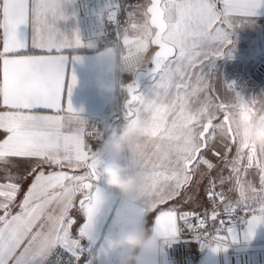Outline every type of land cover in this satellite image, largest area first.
Here are the masks:
<instances>
[{
  "label": "snow or ice",
  "instance_id": "1",
  "mask_svg": "<svg viewBox=\"0 0 264 264\" xmlns=\"http://www.w3.org/2000/svg\"><path fill=\"white\" fill-rule=\"evenodd\" d=\"M150 5L167 37L153 45L145 61L156 81L152 99L137 95L135 82L126 91L145 134L158 135L164 127L171 143L167 159L148 158L140 170L138 210L151 214L162 239L177 237L181 229L206 239L207 217L182 210L198 198L203 206V185L211 219L221 208L229 217L245 211L252 217L246 229L251 236L264 223V149L258 156L233 130L250 105H241L231 83L225 86L234 92L232 101L214 96L210 81L214 59L230 54V30L255 14L258 0H150ZM66 19L58 0H0V264H46L53 256L55 264H79L80 239L91 238L105 202L97 174L88 167L85 122L70 103L64 107V53L81 46L78 33L70 40L57 29V21ZM75 83L73 75L69 96ZM209 152L221 162L215 176L218 165ZM253 167L259 187L244 178ZM13 208L19 211L13 214Z\"/></svg>",
  "mask_w": 264,
  "mask_h": 264
},
{
  "label": "crops",
  "instance_id": "2",
  "mask_svg": "<svg viewBox=\"0 0 264 264\" xmlns=\"http://www.w3.org/2000/svg\"><path fill=\"white\" fill-rule=\"evenodd\" d=\"M141 1L146 6V0ZM58 3L67 19L57 21V29L70 40L74 33H78L81 42V46L77 47L73 44L64 53L68 57L66 60V84L64 89L65 109L67 108V104L70 103L73 109L78 110L85 122L86 130L100 118L104 119L106 123V135L109 134L110 129L118 132L125 125L131 126L135 130V142L130 149L125 151L127 154L128 172L137 176L140 181L137 193L128 198L121 196L115 190L103 185V178L99 174V170L95 169L100 176L96 187L101 191L105 202L96 218L91 238L80 239L83 252L80 256L79 264H120L119 258L122 252L119 249L110 250L108 242L116 236L118 230H123L129 219H135L137 222L144 223L146 228L152 229L157 234L153 229L154 222L151 214L142 215L137 207L136 197L142 187V177L139 173L146 159H167L171 142L168 139V131L164 127H161L158 135L145 134L143 123H138L133 114L128 118H120L111 127L108 126L111 118L118 114L119 107L122 106L126 97L125 87L129 84L126 83L124 85L120 83V73L117 69V48L114 46L97 47L93 41L83 40L81 36L82 17L77 0H58ZM143 29L148 34V39L146 42V54L142 59L140 68L145 69L147 56H150L154 50V47L149 44V37L153 29L149 26L148 19L144 23ZM28 32L30 37L31 28L28 29ZM229 38L231 40L229 46L230 54L214 59L212 67V75L214 77H216V74H218V78L221 74L224 75L228 67H239L246 63H251L252 65L264 50V0H258V7L254 15L247 17L241 22H237L233 26L230 30ZM163 39H167L165 34H163ZM32 51L35 54H41L39 49H33ZM74 56L79 57V60H73L72 57ZM108 64L113 66L111 72L107 71ZM216 68L218 71L214 70ZM131 74L133 75V73ZM73 75L76 77V83L72 87L71 95L69 96L67 94V82L70 81ZM155 82V78L152 75L142 80L137 95L143 96L146 100L152 99ZM212 82L213 79L210 83ZM101 84L111 85L112 92L106 93L102 91ZM120 90L121 92H119ZM122 92H124L123 97L121 95ZM118 95H121L120 100H118ZM170 100L171 95L167 98V101ZM42 111L46 112L47 110ZM86 142L91 145V158L98 153L101 143L93 140L88 135ZM234 155L235 152L233 153L232 151V156L228 154V159L231 160ZM117 156L118 152L107 148L101 159L108 161L116 159ZM207 156L208 158H213V163L218 165L217 171H219L221 162L212 156L210 152L207 153ZM44 167L45 171L49 170L47 165ZM213 173L216 175L215 170ZM223 174L225 176L229 175L228 168H224ZM244 178L252 181L259 187L258 170L255 167L250 169ZM0 182H4L2 174H0ZM28 182H31V178H29ZM225 187L227 189V186ZM230 195L233 196V199L236 198L235 193ZM200 197H203L204 202L203 185L200 188ZM200 205V199L198 198L196 203L185 205L182 210L194 209ZM129 209H132V211L130 212ZM16 211H19V209L13 208V214ZM251 218V215L245 212V217L240 224L230 226L228 229H232V231L229 232L227 229L221 235L226 240V244L222 246L218 244L212 245L197 258L196 264H224L230 251L261 245V242L264 240V223H259L254 233L249 236L246 229L248 226L247 220ZM83 223L84 217L82 216L80 224ZM233 236L236 237L235 240H233ZM162 241L163 247L158 256L157 264H167L166 240L162 239ZM212 248H216L217 251H212Z\"/></svg>",
  "mask_w": 264,
  "mask_h": 264
},
{
  "label": "built area",
  "instance_id": "3",
  "mask_svg": "<svg viewBox=\"0 0 264 264\" xmlns=\"http://www.w3.org/2000/svg\"><path fill=\"white\" fill-rule=\"evenodd\" d=\"M77 2L82 17V39L93 41L97 47H116L118 72L125 73L118 66L130 47L129 38L141 35L146 48V35L143 29L144 23L148 19L146 6L141 0H77ZM110 15H114V19H109ZM247 72V78L255 84L264 99V50ZM124 111L123 106H120L119 119L125 118ZM105 129L106 123L104 119L100 118L88 128L87 135L101 143L108 136ZM113 160L128 171L125 150L118 152L117 158ZM216 190L220 191L221 189L217 187ZM224 190H227L226 187ZM194 209L202 220L207 217L206 232L204 233L207 238L200 239L196 236L199 233L194 235L186 229H181L177 237L166 240L167 264H196L197 258L212 245L226 244V240L221 237V234L226 232L230 226L240 224L245 217L244 211H236L229 217L223 213L221 208L217 209L220 215L213 221L211 219L212 204L206 196L203 206L200 205ZM192 223L196 224L197 221L193 220ZM181 226L183 227V225ZM217 229H220V232H217ZM64 258L66 259V254ZM55 261L56 257L53 256L46 264H55ZM224 264H264V240L261 245L230 251Z\"/></svg>",
  "mask_w": 264,
  "mask_h": 264
},
{
  "label": "clouds",
  "instance_id": "4",
  "mask_svg": "<svg viewBox=\"0 0 264 264\" xmlns=\"http://www.w3.org/2000/svg\"><path fill=\"white\" fill-rule=\"evenodd\" d=\"M129 43L127 54L121 58L118 67L125 73H135L146 54V48L141 35L130 37ZM112 70L113 66L108 64L107 71ZM100 87L106 93L113 90L109 84H101ZM239 139L264 149V113L254 119L250 118L239 127ZM134 142L135 130L125 125L119 132L110 129L104 144L114 152H121L130 149ZM90 167L99 170L104 186L115 190L121 196L128 198L137 193L140 184L138 177L129 173L115 160L105 161L99 155H93L90 158ZM162 247V239L152 229L146 228L144 223L135 219H129L123 230H118L116 236L108 242L110 250L119 249L122 252L120 264H157Z\"/></svg>",
  "mask_w": 264,
  "mask_h": 264
},
{
  "label": "rangeland",
  "instance_id": "5",
  "mask_svg": "<svg viewBox=\"0 0 264 264\" xmlns=\"http://www.w3.org/2000/svg\"><path fill=\"white\" fill-rule=\"evenodd\" d=\"M144 33L146 35V42H147L148 34L145 31ZM250 66L251 63H246L239 67H233V68L228 67L226 68L224 74L225 76L221 74V76L218 78V74H216L217 78L216 77L212 78L213 79L212 84L214 85V96L218 95L221 100L229 102L233 100L234 92H236L240 94L239 102L241 103L242 106L250 105V111L247 118L243 121L237 119L236 122L234 123L233 130L237 133L238 137H239V127L244 122L248 121L250 118L254 119L255 116H258L260 113H264V99L261 96V93L258 90V88L255 86V84L247 78V73H248L247 71ZM214 70L218 71L217 68ZM228 83L233 84L234 92L232 90L227 89L225 85ZM119 92H121V90ZM261 149L262 148L256 147L257 155H259ZM232 151L233 153L235 152V147H233ZM232 151L229 153V156H232ZM209 159L214 161L213 158H209ZM215 172H217V169L215 170ZM212 175L215 176V173L212 172ZM221 237L223 238V236Z\"/></svg>",
  "mask_w": 264,
  "mask_h": 264
},
{
  "label": "water",
  "instance_id": "6",
  "mask_svg": "<svg viewBox=\"0 0 264 264\" xmlns=\"http://www.w3.org/2000/svg\"><path fill=\"white\" fill-rule=\"evenodd\" d=\"M146 12L148 13V24L153 29V32H152V34L149 37V44L151 46H153L154 44L164 40L163 39L164 28L161 25V23L159 22V19H158V15L159 14H158V12L155 11L154 8L150 5V0H148V3L146 4ZM153 47H155V46H153ZM149 76H150V74H149V71L147 69L138 68L137 71L135 73H133L132 79L129 82V84H132L133 82H135L136 86H137V92H138L139 89H140L141 81L146 79V78H148ZM129 84H127V85H129ZM127 85H126V87H127ZM126 87H125L126 97H125V99L123 101L122 106L125 109L124 117L128 118V117L132 116L133 112L131 111L129 103H128V98L129 97H128V94H127V91H126ZM118 120H119V116L118 115L113 116L111 118V120L109 121L108 126L111 127L113 125V123H115ZM106 150H107V146H105L104 141H102L101 144H100L99 151L95 155H99L100 157H102L105 154ZM88 167L90 169H92L90 167V159L88 161ZM93 170L95 171V169H93ZM96 174H97V177H98V180H99L100 176H99V174L97 172H96Z\"/></svg>",
  "mask_w": 264,
  "mask_h": 264
},
{
  "label": "trees",
  "instance_id": "7",
  "mask_svg": "<svg viewBox=\"0 0 264 264\" xmlns=\"http://www.w3.org/2000/svg\"><path fill=\"white\" fill-rule=\"evenodd\" d=\"M146 3H148V0H146ZM119 76H120V83H122V84H126V83H129L130 81H131V79H132V74L131 73H120L119 74ZM122 97L124 96V92H122ZM121 95L120 96H118V100H120L121 99ZM121 102V101H120ZM78 220H79V223L81 222V220H82V215H78Z\"/></svg>",
  "mask_w": 264,
  "mask_h": 264
},
{
  "label": "bare ground",
  "instance_id": "8",
  "mask_svg": "<svg viewBox=\"0 0 264 264\" xmlns=\"http://www.w3.org/2000/svg\"><path fill=\"white\" fill-rule=\"evenodd\" d=\"M220 246V245H219Z\"/></svg>",
  "mask_w": 264,
  "mask_h": 264
}]
</instances>
